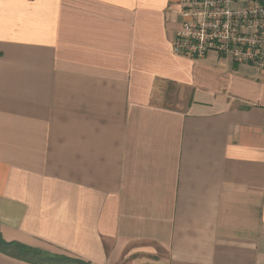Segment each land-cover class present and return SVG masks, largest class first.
<instances>
[{"label": "crops", "instance_id": "obj_1", "mask_svg": "<svg viewBox=\"0 0 264 264\" xmlns=\"http://www.w3.org/2000/svg\"><path fill=\"white\" fill-rule=\"evenodd\" d=\"M180 11L0 0L5 242L90 264H264V74L175 55ZM207 63L262 91L200 84Z\"/></svg>", "mask_w": 264, "mask_h": 264}, {"label": "built area", "instance_id": "obj_2", "mask_svg": "<svg viewBox=\"0 0 264 264\" xmlns=\"http://www.w3.org/2000/svg\"><path fill=\"white\" fill-rule=\"evenodd\" d=\"M177 56L231 58L264 74V0H181Z\"/></svg>", "mask_w": 264, "mask_h": 264}, {"label": "rangeland", "instance_id": "obj_3", "mask_svg": "<svg viewBox=\"0 0 264 264\" xmlns=\"http://www.w3.org/2000/svg\"><path fill=\"white\" fill-rule=\"evenodd\" d=\"M212 59V58H211ZM202 62V61H200ZM220 63H224L225 66L230 69V60L224 58L220 61ZM239 64V63H237ZM208 68L200 67L199 70V82L204 86H208L213 88L215 91H219L225 96H229V94H233L238 97L249 98L252 97L253 92L256 91L260 93L262 90L257 86V83H250L248 80L242 78V75L237 74V76L233 75L231 70H226L222 68H217L215 71H210L211 65L213 63H207ZM243 65V64H242ZM246 65V64H244ZM249 66V65H248ZM252 67V66H251ZM250 69V68H249ZM220 70V71H217ZM217 71V72H216ZM261 81H264L261 80ZM264 83V82H263ZM262 82H258L259 85H263ZM187 93L185 92V99L187 97Z\"/></svg>", "mask_w": 264, "mask_h": 264}, {"label": "trees", "instance_id": "obj_4", "mask_svg": "<svg viewBox=\"0 0 264 264\" xmlns=\"http://www.w3.org/2000/svg\"><path fill=\"white\" fill-rule=\"evenodd\" d=\"M0 252L29 264H90L79 259L47 254L39 249L30 248L20 243L5 242L1 236Z\"/></svg>", "mask_w": 264, "mask_h": 264}]
</instances>
